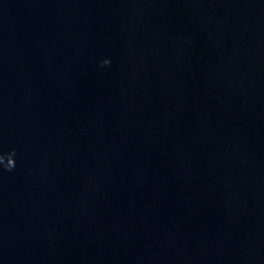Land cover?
<instances>
[{
  "label": "water",
  "instance_id": "95a60500",
  "mask_svg": "<svg viewBox=\"0 0 264 264\" xmlns=\"http://www.w3.org/2000/svg\"><path fill=\"white\" fill-rule=\"evenodd\" d=\"M0 264H264V0H0Z\"/></svg>",
  "mask_w": 264,
  "mask_h": 264
}]
</instances>
